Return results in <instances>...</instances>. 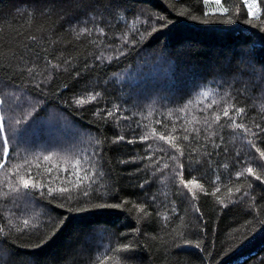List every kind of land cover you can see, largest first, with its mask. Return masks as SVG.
<instances>
[{
	"label": "trees",
	"instance_id": "obj_1",
	"mask_svg": "<svg viewBox=\"0 0 264 264\" xmlns=\"http://www.w3.org/2000/svg\"><path fill=\"white\" fill-rule=\"evenodd\" d=\"M258 1L0 0V264H264Z\"/></svg>",
	"mask_w": 264,
	"mask_h": 264
},
{
	"label": "snow or ice",
	"instance_id": "obj_2",
	"mask_svg": "<svg viewBox=\"0 0 264 264\" xmlns=\"http://www.w3.org/2000/svg\"><path fill=\"white\" fill-rule=\"evenodd\" d=\"M216 2H217V4H219L220 3V0H216ZM244 2L246 4H248V14H250L252 16H255L256 15V9L254 8L253 4L248 3V0H244ZM223 11L227 12V9H224ZM166 23L167 22H165V24ZM205 95H207V93H205ZM95 98H96L95 96H92L89 99L90 100H94ZM76 102L77 103H83L84 101L83 100H77ZM243 111H244V109L243 108H240V109L237 110V114L243 113ZM109 115H111V113H109ZM223 115L225 117H228L229 116V111L227 109H225ZM217 119H219V117H217ZM233 127L243 128L244 126L242 124H233ZM0 131H3V123L2 122H0ZM245 131H248V129H245ZM260 131H264V129H261ZM186 138L187 137H185V139ZM119 139L122 140L123 137H119ZM144 139H146V137ZM161 139H168V138L167 137H161ZM3 145H4V148H5V156H0V159H5L6 158V154H7V151H8V145H7V139L6 138L3 140ZM257 152L259 153V156L261 158H264V151H261V150L257 149ZM45 159H47V157H45ZM0 167H3V165L0 164ZM246 171L248 173H250V174L255 175V173L253 172V169L252 168H247ZM240 175H242V173ZM87 178L88 177L85 176V179H87ZM21 179L23 180V178H21ZM256 179L257 180H260L261 177L260 176H256ZM23 183H24V187H26V188L29 187V183H30L29 180H23ZM182 183H185V186H187V184H189V183H198V182L197 181L190 180V181H187V182H183L182 181ZM217 190H219V189H217ZM65 191H67V189H65ZM237 191H239V189H237ZM84 195L86 196L87 195V192H84ZM220 203H223V201L221 200ZM109 206H111V207H121L122 205L117 204V205H109ZM81 210H83V209H81ZM140 210L143 211V209H140ZM185 243H189V242L188 241H185ZM125 247H127V246H125Z\"/></svg>",
	"mask_w": 264,
	"mask_h": 264
},
{
	"label": "rangeland",
	"instance_id": "obj_3",
	"mask_svg": "<svg viewBox=\"0 0 264 264\" xmlns=\"http://www.w3.org/2000/svg\"><path fill=\"white\" fill-rule=\"evenodd\" d=\"M248 3H250V4H253V6H254V8L256 9V15L255 16H258L259 14H260V12H261V8H260V5H259V1L258 0H248ZM137 77V76H136ZM125 79L126 78H128L129 80L131 79V80H133V81H135L136 80V78L134 77V75L133 74H131V75H129V76H125L124 77ZM129 81V84L131 85V88H132V95H133V97L135 98V100L136 101H139V102H144L143 100H145L146 98H148V96H149V93L153 90V86H151L150 87V91H149V93H147V90L148 89H144L143 87L142 88H139V87H137V86H135V87H132V81ZM143 80H141V82H142ZM85 140H87V139H80V142L81 141H85Z\"/></svg>",
	"mask_w": 264,
	"mask_h": 264
}]
</instances>
